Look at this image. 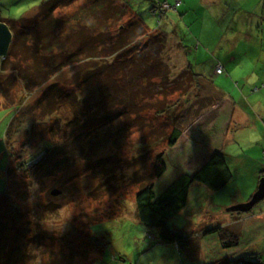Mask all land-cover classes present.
I'll list each match as a JSON object with an SVG mask.
<instances>
[{
  "label": "rangeland",
  "instance_id": "obj_1",
  "mask_svg": "<svg viewBox=\"0 0 264 264\" xmlns=\"http://www.w3.org/2000/svg\"><path fill=\"white\" fill-rule=\"evenodd\" d=\"M42 1L45 0H0V14L4 18H19L31 13ZM120 1L142 17L151 32L169 36L172 46L166 52V59L174 72L189 66L201 75L187 94L172 97V100L180 99L182 105L178 122L181 136L177 144L168 148L163 142L149 155L148 171L152 170L153 158L165 154L167 171L154 181L156 196L186 169L195 172L219 144L224 147L233 178L220 190L194 183L186 207L168 220L173 230L189 238L190 246L181 250L175 244H163L156 230H147L138 223L135 211L138 186L130 181L136 168L129 170L120 163L103 176L104 171L95 167L96 159L114 153L120 159L138 155L143 151L138 144L143 133L134 129L127 148L122 145L117 151L103 145L92 150L86 138L76 141L75 137L88 131V127L70 126L74 114L71 106L54 114L52 119L46 117L50 124L53 119L59 120L61 127L55 123L53 133L47 123L35 127L31 133L27 131L30 115L24 114L44 87L31 94H25L21 87L17 89L18 103L22 104L19 115L24 117L25 124L23 130L10 136L7 144L4 136L12 112L0 111V192L6 188L5 170L8 165L11 167L7 188L0 194V220L9 228L10 248L20 242L21 263L25 255H35V261L27 262L44 264L41 254L66 247L60 241L64 236L87 251V258L82 256L75 264H227L247 259H260L264 264V200L246 213L228 211L247 203L264 177V120L260 119L264 116V22L257 21L254 26L246 18L241 23L243 14L241 10L237 12V0L231 1L234 5L231 11L221 4H227L225 0H214L215 11L204 8L199 1L186 11L176 2L171 8L175 10L162 17L152 13L149 0ZM242 3L247 10L263 4L264 0ZM259 16L264 19V14ZM218 65L224 67L221 75L216 72ZM87 66L88 62H83L64 68L49 83L56 82L69 92L80 93L78 83ZM220 92L235 102L236 112L240 109L252 119V124L234 122L235 112L234 121L228 124L231 111ZM70 140L74 146L69 144ZM66 145L70 148L66 158L59 161L61 156H58L51 161L55 147L65 151ZM56 190L61 193L54 195ZM219 227L235 234L237 245L225 248L218 233H208ZM42 230L52 237L44 239ZM92 234L104 242L102 253L101 248L90 242ZM16 238L20 240L17 243Z\"/></svg>",
  "mask_w": 264,
  "mask_h": 264
},
{
  "label": "trees",
  "instance_id": "obj_2",
  "mask_svg": "<svg viewBox=\"0 0 264 264\" xmlns=\"http://www.w3.org/2000/svg\"><path fill=\"white\" fill-rule=\"evenodd\" d=\"M81 1L45 0L31 13L19 18H4L0 14V22L6 23L13 34L8 54L0 56V111L12 112L5 130V144L14 132L23 130L25 124L24 117L19 115L22 104L18 103L17 89L21 87L25 94L44 87L25 111L24 115H30L29 132L47 123L53 133L57 125L61 127L59 120L53 119L50 124L46 117L52 119L66 106H71L74 111L71 127H88V131L75 137L76 141L86 138L87 146L92 150L103 145L112 146L117 151L122 145L127 148L132 131L142 132L138 144L143 151L138 155L120 159L114 153V156L96 159L95 167L104 171L103 176L120 163L129 170L136 168L130 181L138 186L135 195L138 223L147 230H156L161 243L175 244L185 250L190 246L189 238L181 231L173 230L168 220L186 207L194 183L220 190L232 180L225 154L214 153L193 175H179L160 196L154 192V181L167 171L165 154L159 153L153 158L149 171L148 162L156 146L165 142L168 148H173L177 144L181 136L178 122L182 105L180 99L172 100V97L187 94L201 75L189 66L174 72L166 59V52L172 46L169 36L151 32L144 19L129 5L120 0ZM151 3L155 15H165L161 3ZM83 62H88V66L78 83L80 93L69 92L56 82L49 83L64 68ZM41 118H45V122ZM84 119L85 124L81 125ZM69 144L74 146L71 140ZM54 150L50 160L61 156L59 161H62L70 148L66 145L65 151L60 147ZM10 172L8 165L6 188ZM44 231V239L52 237ZM210 232L220 235L225 248L238 243L237 236L227 228L219 227ZM9 235L7 224L0 220V264H32L27 261H35L36 256L24 254L21 263L23 246L19 242L10 248ZM92 235L90 242L101 248L102 253L104 242L96 234ZM16 239L15 243L20 241ZM60 241H64L66 247L43 252L44 264H75L82 256V259L87 258V251L76 247L74 241L68 242L64 236ZM227 264H261V260L247 259Z\"/></svg>",
  "mask_w": 264,
  "mask_h": 264
},
{
  "label": "crops",
  "instance_id": "obj_3",
  "mask_svg": "<svg viewBox=\"0 0 264 264\" xmlns=\"http://www.w3.org/2000/svg\"><path fill=\"white\" fill-rule=\"evenodd\" d=\"M150 2L153 1V3L156 1L157 3H166L170 6V8H168L167 10L164 11V14H168L169 11L172 12V10L175 9H171L174 8V5L176 4V2H180V7H183L186 9V11L190 10L193 6H195V4L199 2H201V6H204V8L210 9V10H216L215 8H213V6H216L217 3H215L214 0H149ZM227 2V4H224L223 2L221 3L222 5L226 6V8H229L230 11L233 10L234 5L232 4V2H234L233 0H225ZM232 1V2H231ZM245 0H237L235 2V6L237 7V12L239 10H241V14L242 17L240 18V22L244 23L245 19L247 18L251 23H254V26H256L257 21L260 22V24L262 23V21L264 22V19L261 18L259 16V14H264V3H258L257 5H254L252 9H243V4L242 3ZM238 2V3H237ZM241 6V8L238 7ZM248 7V5H247ZM225 8V9H226ZM249 8V7H248ZM154 13V12H152ZM155 15V14H154ZM166 16V15H165ZM216 91H220L217 90ZM223 96V99L225 100V102H227L228 105V109L231 111L230 112V117L227 121L228 124L231 125L232 121H234L233 119V113L235 112V118L236 120L234 122L238 123L239 125H245V124H252V119L250 117H247V115L242 112L240 109H238V113L236 112V103L234 104L233 101L223 92H220ZM240 108L242 107L241 105H239ZM222 109H224V107H221ZM264 115V112L262 113ZM260 119L264 120V116H260ZM220 146H216L213 150H211V152H209L208 157L204 160L203 163L199 164L198 167H196L195 172H190L191 170L186 169L188 171L182 172L181 174H189V175H193L194 173H196L204 164H206V162L214 155V153L216 152H224V147L219 144ZM264 154V152H263ZM197 164V162H195Z\"/></svg>",
  "mask_w": 264,
  "mask_h": 264
},
{
  "label": "water",
  "instance_id": "obj_4",
  "mask_svg": "<svg viewBox=\"0 0 264 264\" xmlns=\"http://www.w3.org/2000/svg\"><path fill=\"white\" fill-rule=\"evenodd\" d=\"M13 34L6 23L0 22V56L5 57L8 54ZM61 192L56 190L54 195H58ZM264 200V177L260 180L259 186L252 198L244 204L235 205L228 209L230 212H249L260 201Z\"/></svg>",
  "mask_w": 264,
  "mask_h": 264
},
{
  "label": "built area",
  "instance_id": "obj_5",
  "mask_svg": "<svg viewBox=\"0 0 264 264\" xmlns=\"http://www.w3.org/2000/svg\"><path fill=\"white\" fill-rule=\"evenodd\" d=\"M177 5H180L179 1L177 2ZM160 6H161L163 11L167 10L168 8H170V6L167 4V2L164 3V4L162 3ZM216 72H217V74H222L224 72V67L221 66V65H218L216 67Z\"/></svg>",
  "mask_w": 264,
  "mask_h": 264
}]
</instances>
